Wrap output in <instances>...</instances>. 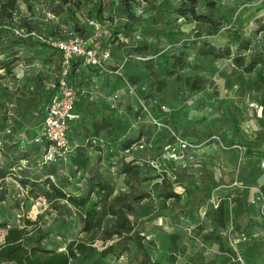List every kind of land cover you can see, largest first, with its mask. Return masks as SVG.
Segmentation results:
<instances>
[{
    "label": "trees",
    "instance_id": "obj_1",
    "mask_svg": "<svg viewBox=\"0 0 264 264\" xmlns=\"http://www.w3.org/2000/svg\"><path fill=\"white\" fill-rule=\"evenodd\" d=\"M20 1L0 0V72L15 78L14 68L21 61L22 51H29L32 61L47 71L34 75L39 96L35 101L25 102L23 107V115H32L27 121L26 139L10 134L4 135L0 143V209L22 212L16 220L0 219V264H179L181 261L183 264H239L238 257L241 255L245 260L248 248L252 252L254 247H260L262 244L257 245L250 239L245 233L247 230L237 221L244 215L249 216L253 206L238 196L220 199L216 207H206L204 221L194 223L191 219L194 224L189 227L183 228L180 222L174 224V219L171 225L167 223L163 227L155 225L152 220L141 222L136 215V204L154 197L162 203L175 205L182 200V195L175 192V186L182 185L188 197L194 187L188 176L177 175L172 180L166 173H157L149 164L123 154L141 138L148 141L150 133L154 132V126L140 118L139 109L126 125L117 115H101L99 120L93 119L87 129L78 121L79 103L76 102L74 113L77 119L68 125L70 149L64 154L55 153L49 161H44L50 143L39 136L45 109L54 93L49 85L56 82L61 55L35 39H20L12 35L10 29L16 22ZM60 2L61 12L71 21V26L51 31L50 37L65 39L67 33H72L86 38L87 31L77 22L75 14L69 12V8V13L63 9L67 2ZM136 3L137 0H120L118 6L124 21L113 32L114 38L119 35L126 38L139 30V18L133 11ZM201 4L205 12L198 11ZM74 6V11H80L78 4ZM215 8V0H182L174 7L173 14L196 25L216 29L225 19L215 15ZM102 14L101 7L97 6L96 16ZM19 26L28 32L35 31L30 21L22 20ZM262 31L264 25L258 29V32ZM234 41L237 42L236 52H250L247 63L241 54L234 56L229 46L216 49L205 44L198 53L213 60L230 59L243 72L254 73L264 89V50L252 52L251 41L241 40L238 35ZM131 53L144 59L143 66L151 79V90L156 94L162 93L167 86L166 79L161 77H170L186 65L182 53L173 54L169 57L170 68L158 75L146 45L133 47ZM81 63L73 60L69 75ZM2 78L0 75V80ZM130 80L131 85L137 84L136 79ZM176 80L189 93L202 91L204 87V80L197 75H177ZM162 132L157 133L161 139L169 137L165 131ZM258 147L259 142L248 145V148ZM8 180L17 185L22 197H8L5 190ZM148 182H153L151 189L144 191L143 185ZM187 184L192 185V191ZM203 190L207 188L202 187L198 192ZM38 199H43L47 208L30 220L25 204ZM230 203L235 207V217L231 220L234 237L236 240L241 238L236 243L237 255L222 236L227 230V207ZM201 205V201L194 204ZM71 216L76 219L75 228L71 226ZM175 217L178 221V216ZM259 222L257 226L262 228L263 236L260 242L264 243V214L260 215ZM75 229L76 233L73 232ZM185 231L190 232L189 237ZM57 239L63 241V247L46 243Z\"/></svg>",
    "mask_w": 264,
    "mask_h": 264
},
{
    "label": "rangeland",
    "instance_id": "obj_2",
    "mask_svg": "<svg viewBox=\"0 0 264 264\" xmlns=\"http://www.w3.org/2000/svg\"><path fill=\"white\" fill-rule=\"evenodd\" d=\"M60 1L63 0H21L17 6L16 22L12 27L21 28L19 24L22 20L30 21L37 33L50 37L51 31L71 26V21L61 12ZM65 1L67 4L63 9L68 12L69 8V12L75 14L77 22L87 28L86 38L96 33L100 48L108 43L115 49L114 52L125 49L124 52L129 55L124 59L122 75L129 83L131 78L136 79L135 96L174 135L195 147L183 153V161L162 162L159 157L170 138L161 139L160 133L157 134L160 131L154 128V132L150 133L151 138L144 140V147L128 154L140 163L149 164L157 173H166L172 180L177 175L188 176L194 187L188 197L182 185L175 186V192L182 195V200L175 205L171 202L162 203L154 197L136 204V215L141 222L152 220L155 225L163 227L167 223L171 225L174 219V224L180 222L183 228L189 227L204 221L206 207L216 204L220 199L238 195H242L248 205L254 199L251 213L253 217L257 214L260 219V215L264 214V167H261L264 164V89L254 73L243 72L230 59L213 60L208 56H201L198 49L205 47V44L216 49L229 46L234 56L236 53L241 54L247 63L250 52H236L237 42L234 40L238 35L241 40L251 41L252 52L264 50V32H258L264 25V0H215V15L225 19L216 29L196 25L173 14L174 7L182 0H137L133 11L139 18V30L126 38L120 35L114 38L113 35L124 21L118 6L120 0ZM75 4L80 6V11H74ZM97 6L102 9L100 17L96 16ZM198 11L206 10L201 4ZM90 20L97 24L98 30L89 28L87 22ZM115 42L117 43L114 44ZM143 45L149 49L158 75L170 68L171 55L182 53L184 56L186 65L182 71L177 70L170 77H161L166 79L167 86L160 94L151 90V79L143 66L144 60L135 58L131 53L133 47ZM20 57L21 61L14 68L15 78L6 77L0 72L3 77L0 80V143L4 135L10 134L26 139L27 121L32 115H23V107L25 102L35 101L39 96L34 75L47 71L32 61L29 51H22ZM81 69L82 80L77 88L80 93L77 110L81 126L89 129L93 119L99 120L101 115L113 114L121 119V123L128 124L136 109H140L135 96L123 87L118 78L108 77L97 70L92 71L88 66ZM88 75L92 79H87ZM177 75L201 77L204 80L203 90L187 92L182 83L176 80ZM71 80L74 83L72 77ZM162 106L164 111L160 110ZM251 142H259V147L248 148ZM152 183H145L143 190L150 191ZM192 185L187 184L189 191H192ZM202 187L207 190L198 192ZM5 190L9 198L22 197L17 185L10 180L6 182ZM200 201L201 206H194ZM25 205L26 215L30 220H34L47 208L43 199ZM234 208L233 203L227 207V230L222 233L231 249L230 243H236L231 227V220L235 217ZM21 215L22 212L18 210L0 209V219L6 217L16 220ZM174 216H178V221ZM70 221L75 228V217L71 216ZM237 221L245 229L246 224L252 220L250 216L244 215ZM73 232L76 233V229ZM184 233L189 237L190 232ZM245 233L257 245H262L254 247L252 252L248 248L245 260L240 255L242 263L239 264H264V243L260 242L263 237L262 228L254 225ZM46 243L58 247L64 245L59 239Z\"/></svg>",
    "mask_w": 264,
    "mask_h": 264
},
{
    "label": "built area",
    "instance_id": "obj_3",
    "mask_svg": "<svg viewBox=\"0 0 264 264\" xmlns=\"http://www.w3.org/2000/svg\"><path fill=\"white\" fill-rule=\"evenodd\" d=\"M87 25L94 28V30H98L99 28L92 20L87 22ZM10 31L13 36L20 39H35L51 49L58 51L61 55V64L56 82L49 85L51 89H54V93L45 109V115L39 136V138H42L50 143V148L46 152L44 161H49L55 153L64 154L70 149V145L67 140L68 125L69 122L77 119V115L74 113V106L80 94L77 87L71 83L69 79L71 62L73 60H79L84 65L97 70L108 77L118 78L119 81L122 82L123 87L135 96L134 92L137 87L135 85H130V83L122 75V71L125 66L124 61L111 65V51L109 48H100L97 45L96 38L98 35L96 33L88 38H81L72 33H67L65 35V39H56L40 35L35 31L28 32L21 28H11ZM135 58L142 60L140 57ZM114 98L116 99L117 96H114ZM135 98L140 106V118L145 119L146 122L154 126V128L158 131H165L171 140L166 143L162 149L159 160L162 162L183 161V153L194 149L195 147L174 135L166 125L162 124L156 117L153 116L151 111L147 109L138 96H135ZM160 108L161 111L165 110L163 106ZM143 143L144 138H141L137 143L133 144L129 150L124 151L123 154L128 155L134 149H142L144 147ZM261 167H264V164H262ZM234 185H236V183H234ZM251 204H254V199L251 201ZM216 205L217 203L213 206L216 207ZM238 241L239 240H236V243ZM236 243H230V246L235 252H237ZM238 261L242 263L239 257Z\"/></svg>",
    "mask_w": 264,
    "mask_h": 264
},
{
    "label": "crops",
    "instance_id": "obj_4",
    "mask_svg": "<svg viewBox=\"0 0 264 264\" xmlns=\"http://www.w3.org/2000/svg\"><path fill=\"white\" fill-rule=\"evenodd\" d=\"M89 28H91V27H89ZM92 29V28H91ZM86 30H87V28H86ZM120 40V39H119ZM118 42V41H117ZM117 42H115L114 44H116ZM103 48H109L110 49V51H111V61H110V64H116V63H118V62H122V61H124V59L129 55V54H127L126 55V53L124 52L125 51V49H119V50H116L115 52H114V50L115 49H113V47L111 46V44H106V45H103ZM153 58V57H152ZM142 60H144L143 58H142ZM75 62H80L79 60H75ZM124 63H125V61H124ZM81 67H86L83 63H81L78 67H77V69L75 70V72L73 73V74H71L70 73V75H69V78H70V81H71V83H72V80H71V77H72V79L74 80V85L78 88L79 87V85H80V83H81V73H82V69H81ZM92 71H95L94 69H91ZM79 74V75H78ZM87 77V76H86ZM87 79H92V77L91 76H89L88 75V77H87ZM94 80V79H93ZM95 81V80H94ZM80 96H78V98H79ZM77 98V99H78ZM76 102H78V100L76 101ZM264 183V182H263ZM245 186H247L246 184H245ZM261 186H263V184L262 185H260V187ZM259 187V185H258V188H260ZM245 188V187H244ZM260 195V194H259ZM262 195V194H261ZM260 195V196H261ZM263 196V195H262ZM261 196V197H262ZM238 197H241V198H243V196L242 195H238ZM247 201V200H246ZM251 204V203H250ZM255 204V203H254ZM252 209H254L253 208V206H252ZM250 218H251V222L250 223H247V225L245 226V229L248 231V230H250L251 229V227L253 226L254 227V225L256 226V225H259V221H260V219H259V217L257 216V214L255 215V217H253L254 215H253V213H251L250 215ZM257 216V217H256Z\"/></svg>",
    "mask_w": 264,
    "mask_h": 264
}]
</instances>
